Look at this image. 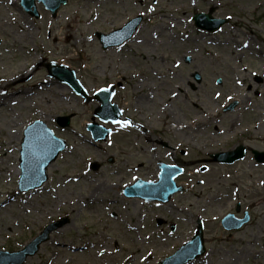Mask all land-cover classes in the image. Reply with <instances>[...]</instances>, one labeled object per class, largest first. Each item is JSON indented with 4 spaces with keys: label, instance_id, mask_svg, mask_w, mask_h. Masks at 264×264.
<instances>
[{
    "label": "rangeland",
    "instance_id": "374dc122",
    "mask_svg": "<svg viewBox=\"0 0 264 264\" xmlns=\"http://www.w3.org/2000/svg\"><path fill=\"white\" fill-rule=\"evenodd\" d=\"M37 10L31 16L20 0H0V251H20L63 221L24 264H158L201 219L207 253L190 264H264V163L251 151H264V0H68L56 17L42 3ZM211 11L226 24L199 30L195 13ZM138 15L130 41L103 49L97 31ZM50 62L73 70L87 97L51 77ZM110 85L112 102L134 126L94 115V94ZM231 99L238 107L223 112ZM38 120L67 147L43 186L21 192L20 174L5 167H19L24 130ZM93 122L111 129L107 139L92 140L86 125ZM239 145L246 158L210 161ZM159 160L185 168L177 182L189 191L168 204L126 198L123 187L136 179H158ZM245 211L251 218L242 228L222 226L229 213Z\"/></svg>",
    "mask_w": 264,
    "mask_h": 264
},
{
    "label": "water",
    "instance_id": "95a60500",
    "mask_svg": "<svg viewBox=\"0 0 264 264\" xmlns=\"http://www.w3.org/2000/svg\"><path fill=\"white\" fill-rule=\"evenodd\" d=\"M52 11L55 16L58 9L67 0H39ZM21 4L32 15H38L36 10V0H21ZM197 27L206 29L210 32L218 30L222 27L227 19L215 18L210 13H196L194 16ZM142 17L139 16L130 20L123 28L113 31L109 34L97 32V35L103 44V48H109L115 45L122 44L130 39L137 30ZM49 72L62 82L68 83L78 93H83L79 82L75 77V73L66 66L51 63L48 65ZM197 80L200 81L198 75ZM115 93V87L111 86L109 89L103 88L95 94V98L101 103V106L95 111V115L99 116L103 121H111L117 123L121 116V109L112 104L111 100ZM238 104L237 100L231 102L225 108V111L232 110ZM59 123L66 125L68 119L60 118ZM87 129L92 132L94 140H104L109 134L110 130L98 124H88ZM66 146V143L58 139L52 130L41 121H35L29 125L25 130L22 141V150L20 158V167L22 170L19 189L21 191H28L32 188L41 186L48 179L47 168L56 160L61 150ZM256 153V158L260 162H264V153ZM245 156V147L240 146L236 150L226 153H218L213 155L215 161L223 163H233ZM161 172L159 180L153 182H146L141 179L136 180L133 185L124 188V195L128 198L139 197L145 201L169 203L173 196L178 192L186 191L182 185H177L175 178L183 173V169L176 165H167L159 162ZM249 220L246 217L242 220L235 219L232 214L224 218L223 224L228 229H238L245 222ZM63 222H56L47 226L44 231L36 237L23 250L18 252H0V264H23L28 256L34 255L41 243L48 240L50 233L61 226ZM198 229L191 241L184 244L171 257L160 262V264H189L192 261L200 258L206 252L203 238V224L198 221Z\"/></svg>",
    "mask_w": 264,
    "mask_h": 264
},
{
    "label": "bare ground",
    "instance_id": "6f19581e",
    "mask_svg": "<svg viewBox=\"0 0 264 264\" xmlns=\"http://www.w3.org/2000/svg\"><path fill=\"white\" fill-rule=\"evenodd\" d=\"M27 35H28V37H29V39H30L31 37L35 36L36 33H35V32H34V33H28ZM55 40H56V46H58V45L60 44V43H59V38L56 36ZM70 41H71V34L68 33V34L66 35V43H69V44H70ZM36 53L41 54V56L44 57V53H43V49H42V48L38 49V51H37ZM5 59H6V57H3V58H2L3 61H4ZM20 76H21V77L24 76V73H20V74L17 75V77H20ZM5 80H7V78H5ZM46 85H49V84H46ZM4 87H5V86H4ZM4 87L0 85V92L2 91V89L4 90ZM40 89H42V88H40ZM37 90H39V88H37ZM0 95L2 96L3 94L0 93ZM31 95L35 98V97H37V96L40 95V94H39L37 91H34V92L31 93ZM79 116L82 117V115H79ZM135 123H138V122H135ZM135 123L132 124L130 119H126V118H124V116H123L122 119H121L117 124H115L114 126L117 127V128H125V129H126V128H128L130 125H131V126H134ZM177 126H178L179 129H183L182 126H179V125H177ZM263 126H264V125H263ZM263 126H262V127H257V129L260 130V129L263 128ZM142 127L145 129V127H144V126H141V125H139L138 127H135V128H138V129H139V128H142ZM216 130H217V128H216ZM75 143L77 144L76 146H79L80 144L83 143L79 134H76V136H75ZM72 149H73V147H72ZM50 167H52V165H51ZM50 167H49V168H50ZM5 169H9V170H11V171H12V175H19V174H20V169H19V167L17 168V167L14 166V165H11L10 168H9V166H8V167L6 166ZM134 169H136V168H134ZM0 170H1V172L3 171L2 169H0ZM102 186H104V184H100V185H98L97 189H98V190H101V189L103 188ZM54 242H55V241H54ZM55 243H57V242H55ZM65 246H67V250H68V251H71V250H72V247L69 246L68 244H65ZM73 248H74V247H73ZM84 248H85V246H84ZM158 248H159V246H158Z\"/></svg>",
    "mask_w": 264,
    "mask_h": 264
}]
</instances>
